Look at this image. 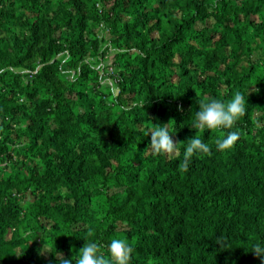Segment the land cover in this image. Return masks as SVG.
Here are the masks:
<instances>
[{
    "label": "trees",
    "instance_id": "1",
    "mask_svg": "<svg viewBox=\"0 0 264 264\" xmlns=\"http://www.w3.org/2000/svg\"><path fill=\"white\" fill-rule=\"evenodd\" d=\"M263 9L0 0V264H58L91 240L107 255L114 238L133 244L130 264H264L252 253L264 247ZM101 25L120 49L116 96L90 63ZM237 92L247 106L233 128L193 127L202 100ZM170 120L174 142L197 135L212 155L182 171L186 144L148 151L152 127ZM231 131L238 141L217 151Z\"/></svg>",
    "mask_w": 264,
    "mask_h": 264
},
{
    "label": "clouds",
    "instance_id": "2",
    "mask_svg": "<svg viewBox=\"0 0 264 264\" xmlns=\"http://www.w3.org/2000/svg\"><path fill=\"white\" fill-rule=\"evenodd\" d=\"M246 97L240 92L235 93L232 99L222 102L217 99L210 101H201L199 103V111L195 113V121L193 127L203 132L207 130L231 129L236 122L246 114ZM178 111H183L182 106H178ZM174 121L167 124L155 125L152 127L148 136L150 143L147 150L154 154L175 155L179 151V145L186 144L184 150L183 163L179 165L182 171H187L190 158L194 154L201 158L212 155V145L204 142L199 136L194 135L187 142H174L173 135H170L169 126ZM240 137L239 131H231L226 135L215 139L213 143L217 151H226L234 146ZM93 232L89 230L88 237H92ZM219 244V243H218ZM134 246L127 239H112L107 247L108 254L105 255L101 251V245L95 240L84 243L79 252L71 258H65L62 253H56L58 264H130ZM50 253L46 250V246L38 250V255ZM252 253L257 257L264 255V247L260 243L252 245ZM148 264H154L153 260H149Z\"/></svg>",
    "mask_w": 264,
    "mask_h": 264
},
{
    "label": "rangeland",
    "instance_id": "3",
    "mask_svg": "<svg viewBox=\"0 0 264 264\" xmlns=\"http://www.w3.org/2000/svg\"><path fill=\"white\" fill-rule=\"evenodd\" d=\"M96 31L97 37L101 42L102 54L97 58L90 59V63L92 67L98 71V74L102 79L101 85L104 91L107 93L111 92L116 96L118 94V88L116 86V78L113 72L115 70L114 57L116 53L120 52V49L110 41L108 29L101 25Z\"/></svg>",
    "mask_w": 264,
    "mask_h": 264
}]
</instances>
